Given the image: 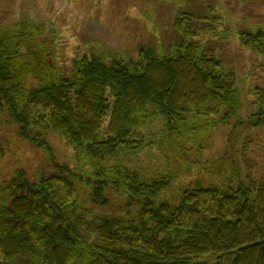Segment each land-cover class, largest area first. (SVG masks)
<instances>
[{"label":"trees","instance_id":"16d2710c","mask_svg":"<svg viewBox=\"0 0 264 264\" xmlns=\"http://www.w3.org/2000/svg\"><path fill=\"white\" fill-rule=\"evenodd\" d=\"M205 11L177 16L181 40L168 54L142 48L126 63L92 53L70 75L34 24L0 29V125L52 161L0 181V264H206L207 254L218 264H264V180L235 185V176L180 167L242 107L235 73L198 39L197 21L217 35L223 20L215 7ZM239 40L261 54L264 70V30ZM253 93L262 106L251 124L264 129V88ZM152 120L161 134L148 133ZM52 132L92 170L56 163ZM153 147L183 171L148 182L124 165Z\"/></svg>","mask_w":264,"mask_h":264},{"label":"rangeland","instance_id":"374dc122","mask_svg":"<svg viewBox=\"0 0 264 264\" xmlns=\"http://www.w3.org/2000/svg\"><path fill=\"white\" fill-rule=\"evenodd\" d=\"M208 6L215 7L223 20L217 26V35L197 21L198 39L235 73L242 107L239 116L213 127L203 150H193L180 167L185 172L201 169L199 173L203 176L199 177L206 179L217 174L223 178L235 176L238 177L235 185L238 179L245 181L248 176L261 181L264 180V129L251 122L262 106L253 89L264 88L263 58L241 47L239 33L251 32L256 27L264 30V0H0V29L23 22L34 24L40 29V40L45 42L51 61L70 75L75 60L92 53L108 61L117 56L126 63H134L142 48L168 54L181 40L175 27L177 16L184 12L201 15ZM149 124L148 133L161 134L163 123L152 120ZM49 141L56 163L68 164L78 174L92 170L90 165L78 162L74 149L59 133L52 132ZM49 159L20 140L13 128L0 125V181L20 167L34 174L40 167L52 164ZM176 159L174 154L166 155L153 147L139 156L125 157L123 163L151 182L168 177L172 170L183 171ZM84 187H81L82 195ZM199 260L218 264L221 259L207 254ZM222 264H228L227 257L222 258Z\"/></svg>","mask_w":264,"mask_h":264}]
</instances>
